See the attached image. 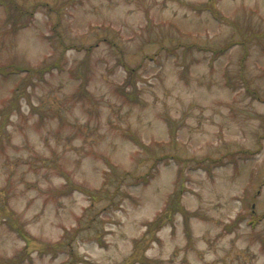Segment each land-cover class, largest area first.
<instances>
[{
    "label": "rangeland",
    "instance_id": "374dc122",
    "mask_svg": "<svg viewBox=\"0 0 264 264\" xmlns=\"http://www.w3.org/2000/svg\"><path fill=\"white\" fill-rule=\"evenodd\" d=\"M2 67L0 264H264V0H0Z\"/></svg>",
    "mask_w": 264,
    "mask_h": 264
},
{
    "label": "trees",
    "instance_id": "16d2710c",
    "mask_svg": "<svg viewBox=\"0 0 264 264\" xmlns=\"http://www.w3.org/2000/svg\"><path fill=\"white\" fill-rule=\"evenodd\" d=\"M9 70H10V68H8V67L0 68V72L3 73L4 75H9L10 72H12V71H9ZM15 71H17V70H15ZM11 74H13V73H11Z\"/></svg>",
    "mask_w": 264,
    "mask_h": 264
}]
</instances>
